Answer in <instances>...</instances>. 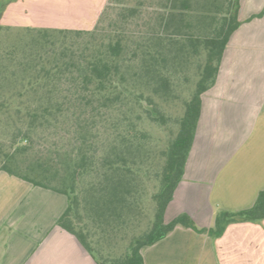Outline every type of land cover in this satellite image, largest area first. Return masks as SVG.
<instances>
[{"label":"trees","instance_id":"16d2710c","mask_svg":"<svg viewBox=\"0 0 264 264\" xmlns=\"http://www.w3.org/2000/svg\"><path fill=\"white\" fill-rule=\"evenodd\" d=\"M12 0H0V31L4 28L2 18L6 7ZM201 3L199 15L204 20V27H208L206 19L215 18L213 9L220 8L218 0H204ZM175 12L167 13L162 17V26L166 31L174 21L176 13L190 10L194 0H169ZM227 16L223 23L212 31V35L201 37L191 34L187 41L177 45L178 39L168 36H153L145 44L137 47L140 50V66L131 65L132 61L126 58L129 44L122 35H115L108 41L98 44H86L78 55L73 47L65 46L56 55L51 51L52 58L42 63L40 75L35 76V82L45 85L53 80H62L67 74L72 75V81L78 86L72 93L62 91V98L70 100L75 106V118L78 121L79 141L71 151L67 165H64L62 185H53L50 181L59 176L60 170L53 169L51 159L48 166L43 168L41 163L30 164L28 173L13 170L5 165L4 170L18 176L36 186L52 189L69 197V205L57 220V224L74 235L84 249L97 261L98 264H145L143 248L150 246L165 238L176 227L192 228L199 233L211 237L222 236L228 225L236 222H257L264 219V189H262L255 202L246 208L230 211L219 209L215 224L212 227H200L188 213H181L171 221L166 220L168 205L174 198L176 188L185 175L186 164L192 149L198 123L202 110V96L213 87L217 81L224 51L232 33L239 27V0H227ZM197 13V14H198ZM202 25V26H203ZM192 27L191 23L178 20L176 32H182L183 27ZM38 32L37 41L44 47L54 45L57 39L66 41L70 35L80 38L85 35H94L95 31L76 30L68 28L25 27ZM57 34V35H56ZM55 36V37H54ZM54 37V38H53ZM201 44L206 52L205 62L199 73L196 90L184 103L183 115L179 118V128L165 151V161L161 171L160 185L153 194L156 205L153 224L149 231L134 236L125 251L118 256H99L90 239L89 231L80 225L79 208L83 199L86 214L95 226L101 228L121 229L129 220H134L140 210L139 182L142 176V165L138 156L143 148L146 133L142 129L132 126V111L130 106L144 107L146 116L152 122L163 124L165 114L156 99L165 100L171 92V70L167 67L169 57L175 60L180 52L198 51ZM175 48L176 54H172ZM64 56V57H63ZM36 66V65H35ZM68 78V77H67ZM43 82V83H42ZM43 84V85H44ZM51 86V85H50ZM47 86L45 97L50 104L41 109H32L29 115L32 118V127L37 124L47 125L57 122L62 105L54 96L55 90ZM43 87V86H42ZM67 90V89H66ZM56 102V103H54ZM58 115V116H57ZM140 114L137 118H140ZM113 120V122L111 120ZM110 120L115 128V135L105 151L95 149L97 142L94 137L98 123ZM40 121V122H39ZM90 177L84 184L79 182ZM54 178V179H53ZM133 222V221H131Z\"/></svg>","mask_w":264,"mask_h":264},{"label":"crops","instance_id":"0c3cea01","mask_svg":"<svg viewBox=\"0 0 264 264\" xmlns=\"http://www.w3.org/2000/svg\"><path fill=\"white\" fill-rule=\"evenodd\" d=\"M107 1L12 0L1 22L82 27ZM238 19L217 81L202 96L167 221L188 213L200 227H212L219 209L249 207L264 189V0H239ZM69 202L65 194L0 170V264H98L57 224ZM142 252L145 264H264V219L231 223L219 237L179 226Z\"/></svg>","mask_w":264,"mask_h":264},{"label":"rangeland","instance_id":"374dc122","mask_svg":"<svg viewBox=\"0 0 264 264\" xmlns=\"http://www.w3.org/2000/svg\"><path fill=\"white\" fill-rule=\"evenodd\" d=\"M218 4L220 8L213 9L211 14L215 18L210 16L205 20L208 23L207 28L204 27L202 22L204 20H200L201 16L198 13L202 10L201 3L194 0L193 7L182 12L183 16L177 11L178 16L164 32L162 31L164 27L160 24L162 17L172 11L175 12L171 9L169 0H108L98 15L89 18L91 20L88 21V25L62 27L95 31L94 35L80 38L73 34L66 41L57 39L54 45L46 47L37 41L36 30L26 29L27 26H4L0 31V170L8 165L13 170L26 174L29 172L30 164L41 163L44 165L43 168H46L51 159L55 167L53 171L59 169L61 174L50 182L60 187L62 185L64 165H67L69 159L67 152L71 151L74 145L78 146L79 125L74 114L75 106H72L70 100H64L61 93L64 90L70 95L78 85L72 81L71 74L63 76L61 81L55 79L48 85L42 82L43 87L35 82L36 75L42 76L39 72L42 63L52 58L49 52L53 51L58 55L65 46H70L75 49V55H78L86 44H98L103 40L108 41L115 35H122L129 44L125 59H129L132 61L131 65L139 68L138 58L141 51L138 50L135 55V49L145 44L150 37H157L159 32L160 36L178 39V46L182 42L189 43L187 39L191 34L201 37L212 35L211 30L221 26L224 17L228 15L227 0H218ZM178 20L191 23L192 27L185 26L182 32H176ZM197 45L198 51L194 52L190 48L188 51L180 52L175 60H170L172 57L168 56L167 67L171 70L172 89L167 99H156L166 117L163 124L147 118L145 111L149 106L148 102L145 101L144 107L130 106L132 126L146 133L143 148L138 156V161L142 165V176L138 186L141 208L135 215L136 218L129 220L121 229L95 226L86 214L81 198L80 225L89 231L90 239L99 256L106 258L121 255L134 236L146 233L153 224L156 210L153 194L159 189L165 151L169 141L178 131V121L183 115L184 103L196 90L199 73L206 58L203 46ZM176 53L174 48L172 54ZM47 86L56 91L54 96L62 105L59 120L52 124H37L32 127V118L28 112L50 104L45 97V92L49 88ZM138 114L141 115L140 118H137ZM110 120L99 122L95 128L94 137L97 140L95 151L96 146L100 152L105 151L106 145L115 135L113 120L112 122ZM89 179L90 177H85L79 184H86Z\"/></svg>","mask_w":264,"mask_h":264}]
</instances>
